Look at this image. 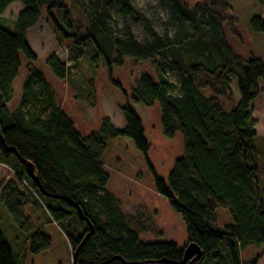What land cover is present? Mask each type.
Segmentation results:
<instances>
[{"label": "trees", "instance_id": "1", "mask_svg": "<svg viewBox=\"0 0 264 264\" xmlns=\"http://www.w3.org/2000/svg\"><path fill=\"white\" fill-rule=\"evenodd\" d=\"M15 1L23 7L11 30L1 15ZM159 1L167 6L168 19L158 20L157 29L131 0H75L89 20L73 47L90 42L95 49L91 60L104 59L109 69L112 63L121 65L124 56L153 62L155 73L145 72L134 80L131 98L146 106L157 102L163 134L172 137L179 131L182 136V155L166 183L156 179V190L182 217L185 245L142 242L139 230L130 228L118 201L105 190L108 176L101 156L109 140L128 137L137 150L148 149L134 109L128 104L121 107L123 128L104 117L98 130L83 136L56 102L45 75L32 66L36 55L26 31L38 21L43 7L53 26L62 30L51 11L63 0H0V165L13 173L0 181L1 201L19 227L26 222L23 206L39 203L63 230L71 254L90 222L93 230L77 251L76 264H189L190 259L182 262L188 243L201 251L192 264H257L259 256L242 261L240 253L248 246L264 245V183L259 179L255 122L249 109L259 83L264 85V62L257 57L242 59L227 43L222 27L232 8L228 0H198L192 7L188 0ZM260 2L263 15L250 19L255 32L264 31V0ZM112 9L123 20L140 25L145 37L136 39L126 22L120 27L111 24ZM20 54L26 75L18 102L9 107ZM45 63L56 78L68 75L55 54ZM168 69L176 72L177 80L168 77ZM231 78L239 99L225 107L221 99L229 97ZM21 159L32 164L45 194L33 184ZM218 207L227 209L231 222L216 224ZM36 232L27 238L33 251L47 246L46 238ZM0 264H17L1 230Z\"/></svg>", "mask_w": 264, "mask_h": 264}, {"label": "rangeland", "instance_id": "2", "mask_svg": "<svg viewBox=\"0 0 264 264\" xmlns=\"http://www.w3.org/2000/svg\"><path fill=\"white\" fill-rule=\"evenodd\" d=\"M75 0H63L62 6L52 9V16L62 30L53 26L43 7L38 21L26 31V40L36 55L34 68L41 70L54 91L56 102L73 121L75 129L83 136L98 130L101 120L107 117L116 128H123L124 118L121 107L128 104L140 118L148 149L145 153L137 150L128 137H117L107 142L101 156L103 169L108 176L105 190L119 203L120 211L127 217L130 228L139 230L142 242H173L178 247L186 243V228L182 217L176 213L169 198L156 190V179L165 183L174 162L183 152V140L179 131L172 137L163 134L161 112L157 102L146 106L131 98L134 80L142 73L153 76V62L135 60L124 56L121 65L111 64L104 59L95 63L91 57L95 49L90 42L73 47L75 38L88 24L85 8ZM137 9L153 19L159 29L158 20L168 19V8L159 0H131ZM198 0H188L194 6ZM231 12L223 24L225 39L232 51L242 59L260 58L264 62V31L255 32L250 28V19L262 16L260 0H228ZM23 5L20 1L11 3L1 15L4 25L13 29L18 12ZM110 23L120 27L123 22L130 25L136 39L145 36L140 25L129 19L123 20L115 9L111 10ZM264 18V16H263ZM228 20L230 23H228ZM50 54H55L65 63L68 75L56 78L45 63ZM21 66L13 84V97L9 107L17 102L20 86L26 75V63L20 54ZM171 80L178 75L167 70ZM205 93H208L206 91ZM231 94V95H230ZM239 99L235 79H230L229 97L221 99L225 107L233 106ZM251 117L255 122V145L258 150L259 179L264 183V85L259 83V92L250 102ZM12 171L0 165V181L12 178ZM25 192L24 188H20ZM34 198V197H33ZM39 203L28 202L23 206L26 222L19 227L8 213L0 198V230L17 264H72L71 248L60 226L47 214ZM127 221V220H126ZM231 222L226 208L216 209V224ZM46 238L47 246L37 251L27 238L37 232ZM258 258L257 264H264V245L248 246L241 251L242 261Z\"/></svg>", "mask_w": 264, "mask_h": 264}, {"label": "water", "instance_id": "3", "mask_svg": "<svg viewBox=\"0 0 264 264\" xmlns=\"http://www.w3.org/2000/svg\"><path fill=\"white\" fill-rule=\"evenodd\" d=\"M16 157L17 158L19 157L18 154L16 155ZM21 162L24 164L26 173L30 177V179L33 181V184L40 190V192L42 194H45L43 189H42V187H41V185H40V183H39V181H38V179H37V177H36V175H35V173H34V168H33L32 164L29 161H26V160H23V159H21ZM79 217L81 219L83 218V216L81 215L80 211H79ZM87 223L89 225V231L83 236L81 242L79 243V245L76 247L75 251L73 252V254H72V264H76V262H75L76 253L79 250L81 244L85 241V239L91 234V232L93 230V227H92L91 223L88 222V221H87ZM200 255H201L200 248L194 243H188L184 247V250H183V260H182V262L186 261L187 259H190L189 260V264H192L193 262L198 260ZM114 258H119V257L118 256H114L112 259H114ZM103 263H100V264H103Z\"/></svg>", "mask_w": 264, "mask_h": 264}, {"label": "crops", "instance_id": "4", "mask_svg": "<svg viewBox=\"0 0 264 264\" xmlns=\"http://www.w3.org/2000/svg\"><path fill=\"white\" fill-rule=\"evenodd\" d=\"M13 84H14V82H13ZM12 89H13V85H12ZM19 93H20V91H19ZM18 99H19V94H18ZM18 99H17V102H18ZM17 102H16V103H17ZM16 103L14 104L13 107H15Z\"/></svg>", "mask_w": 264, "mask_h": 264}]
</instances>
